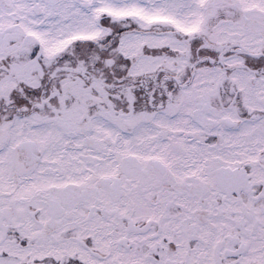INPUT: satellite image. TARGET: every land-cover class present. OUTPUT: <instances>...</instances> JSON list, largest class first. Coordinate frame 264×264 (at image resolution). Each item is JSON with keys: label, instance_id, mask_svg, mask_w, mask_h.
<instances>
[{"label": "snow or ice", "instance_id": "6c2138e0", "mask_svg": "<svg viewBox=\"0 0 264 264\" xmlns=\"http://www.w3.org/2000/svg\"><path fill=\"white\" fill-rule=\"evenodd\" d=\"M0 264H264V0H0Z\"/></svg>", "mask_w": 264, "mask_h": 264}]
</instances>
